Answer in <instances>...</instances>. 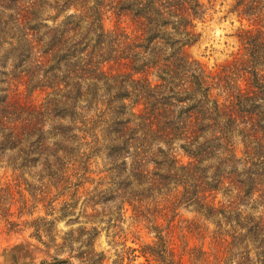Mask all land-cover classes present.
I'll return each mask as SVG.
<instances>
[{"label":"clouds","instance_id":"obj_1","mask_svg":"<svg viewBox=\"0 0 264 264\" xmlns=\"http://www.w3.org/2000/svg\"><path fill=\"white\" fill-rule=\"evenodd\" d=\"M192 2L198 8L190 25L185 27L180 16L170 15L169 23L156 29L166 34L168 43L157 46L153 42L155 52L152 47L147 52L135 49L140 56L138 65L154 63L157 58L178 61L181 52L188 50V55L177 64V75L157 66L144 78L147 92L157 102L162 103L164 97L171 100L168 120L181 130L172 136H162L149 130L138 109L133 111L138 100L146 98L144 88L131 79L89 72L85 67L87 54L76 48H72L68 57L71 64L61 60L47 75L38 49L17 67L19 61L13 53L22 44L40 37L48 41L54 30L62 29L68 17L80 22L75 32L68 33L70 48L76 42H80V47L94 42L102 31L110 34V39L115 37L114 8L106 4L101 10V29L88 19L89 9L98 7L97 0H74L67 8L63 7L65 0H0V58H4L0 62V97L8 95L10 78L29 70V65L31 79L27 83L16 82L12 90L15 97L23 98L26 87L38 91L53 86L52 91L40 98L39 112L12 109L5 112L7 105L0 104V190L6 193L9 185L19 182V190L29 206L36 204L32 214L25 213L17 219L19 197L6 195L0 200V264H13L14 255L19 264L42 261L53 264L54 260H67L69 264H97L102 260V264H114L123 256L125 245H170L172 237L157 213H162L169 202L190 186L195 190L201 181L218 183L220 174L229 179L216 192L215 211L210 217L206 210H197L199 205L194 197L184 196L178 208L183 218L179 224L181 239L188 225L196 222L204 231L196 243L204 251L214 252L219 243L230 246L228 264H264V232L240 242L241 237L247 236L248 218L254 221L264 218V188L252 191L248 198H243L241 190L258 184L257 169L264 167V141L253 140L250 122L238 120L228 124L217 111L215 103H225L229 92L216 88L214 102L206 99L208 94L202 89L192 87L204 71L227 67L234 72L232 90H241L243 74L231 66L240 62L244 54L239 37L264 27V0ZM61 81L64 86L55 87ZM190 94L193 99L177 103V96ZM110 101L114 106H125V113L118 116L109 107ZM197 101L200 102L197 108L205 107L206 116L198 125L200 134L192 136L184 130L185 118L180 113ZM257 103L264 105V100L258 99ZM117 120L130 121L128 127L134 130V139L110 156V145L123 144L114 128L110 136L107 131ZM61 129H67V135ZM225 143L230 151L220 146ZM41 144L47 148L43 154L39 150ZM196 154L203 157L199 163L193 159ZM252 160L257 161V169H253ZM229 174L238 176L243 183H232ZM77 182L84 185L78 195L79 204L74 215L61 219L62 203L68 200ZM28 186L31 188L26 190ZM65 189L67 194L61 197L59 194ZM44 196L55 198L52 208L46 209L39 203ZM77 217L78 222L69 223ZM8 220H16L19 227L9 232ZM41 220L53 222L50 234L43 225L32 223ZM134 239L136 244H132ZM19 245L34 258L14 251Z\"/></svg>","mask_w":264,"mask_h":264},{"label":"trees","instance_id":"obj_2","mask_svg":"<svg viewBox=\"0 0 264 264\" xmlns=\"http://www.w3.org/2000/svg\"><path fill=\"white\" fill-rule=\"evenodd\" d=\"M73 3L74 0H65L63 7L67 8L72 6ZM106 4L115 9L113 12V18L115 19L113 25L116 33L115 37L110 39V34L102 31L101 35L94 42L90 41L89 44L83 47H80V42H76L70 48L68 47V33L75 32L80 27V22L73 20L72 17H68L63 22L62 29L54 30L51 34V39L48 41H44L43 37H40L34 42L22 44L19 50L13 53L19 61L17 67L23 64L25 60L34 56L38 49L39 59L42 61V66L46 69L45 74L47 75V72L55 69L56 63L61 60H66L68 64H71L72 61L68 57L72 53V48H76L79 52L87 54V64L85 67L89 72L104 77L119 76L125 79H131L140 87L144 88L147 93L146 98L138 100L137 108L133 109V111L135 112L138 109L146 118L151 132L159 133L162 136L176 134L181 130L176 128L168 120V114L172 109L171 100L168 97H164L162 103L157 102L153 98L152 93L147 92L143 82L145 76L157 68V66L163 68L165 72L171 75H177V64L183 60L185 55H188L187 48L181 52L178 61L157 58L154 63L145 62L144 65L137 64L140 56L139 53L135 52V49L143 48L147 52L148 48L152 47L153 52H155L156 47H153V42L157 46L161 43H168L166 34L156 29L161 25L166 26L169 23L168 17L170 15L180 16L181 22L187 27V25L191 24V17L197 14L198 5L194 4L192 0H97L98 7L94 6L89 9L88 13V19L93 26L103 29L101 10ZM125 19L128 22V26L126 27L123 26L122 22ZM97 21H100L99 25H97ZM120 37L124 39L120 41ZM239 38L244 54L240 62H234L231 68L243 74L241 90H232L231 77L234 72L230 71L227 67H219L214 72L204 71L197 78L198 83L192 85V87L202 89L208 94L206 99L214 102L216 101V96L214 95L216 88H223L225 92H229L230 96L225 100V103H215L217 111L224 116L228 124H235L238 120L241 122H250L252 125L251 136L253 140L264 141V105L257 103L258 99L264 100V27L254 28ZM3 60L4 58H0V62ZM78 63L79 61H77ZM40 66L38 65V67ZM31 76V66L29 65V70L22 71L10 78L8 95L0 97V104L7 105L3 109L5 112L10 109L28 110L32 112H39L41 110L40 98L45 93L52 91L53 86L50 85L38 91L26 87L24 89L26 95L23 98H17L12 94V90L15 88L17 81L23 80L27 83L31 79ZM61 86H64V81L55 85V87ZM123 95L126 96L127 93ZM119 96L120 94H118L117 98ZM193 98L194 95L190 94L188 97L177 96L176 100L177 103H184L185 99ZM199 103L197 101L195 104L189 105L187 109H181L180 113L185 118L184 130L192 136H198L200 134L201 127L198 125H200L202 118L206 116L204 106L197 108V104ZM109 107L118 116L123 115L126 111L125 106H114L111 101L109 102ZM50 110L55 111V109ZM129 123L130 121L117 120L115 121V125H110L107 129L110 136L114 128L119 134L117 139L123 140V144L114 142L110 145V156L119 153L129 140L134 139V130L128 127ZM61 131L67 135V129H61ZM220 146L230 151L227 143ZM39 150L43 154L47 150L46 145L41 144ZM201 150L206 151L203 146H201ZM188 151L191 152V149H188ZM207 154L211 155V153ZM202 158L200 154L193 156V159L197 163L201 162ZM251 163L253 169H257V161L252 160ZM257 170L260 174L258 184L253 183L250 186L242 187L243 198H248L254 190L260 191L264 188V167L258 168ZM137 171L139 174H142L139 169ZM249 171L252 172V169H249ZM217 172H220L219 166L217 167ZM229 177L232 183H243L239 181L238 176L229 174ZM228 179V177L220 174V179L216 184H206L201 181L197 184L195 190L191 186L186 188L185 193L169 202L162 213H157L158 218L164 220V223L167 225L166 229L169 230L176 216L175 209L183 202L185 195L194 197V202L199 205L197 210H206L210 217L215 211L212 199L215 198L216 192L228 182ZM82 186L83 184L77 182L74 196ZM186 206L188 207L189 205ZM248 220L249 237L257 238L261 232H264V218L260 221H254V218L249 217ZM240 242L243 243V240H240ZM232 244H235V240L232 241ZM217 245L221 247L225 246L219 243ZM224 249L229 252L230 246H225ZM129 250L133 253L135 252V249ZM139 251L142 257L152 259L156 264H181V258L176 259L175 251L170 245L163 243L159 247L144 245L140 247ZM80 255L83 256V253ZM62 264L67 263L64 261ZM97 264H102V260L97 262Z\"/></svg>","mask_w":264,"mask_h":264},{"label":"rangeland","instance_id":"obj_3","mask_svg":"<svg viewBox=\"0 0 264 264\" xmlns=\"http://www.w3.org/2000/svg\"><path fill=\"white\" fill-rule=\"evenodd\" d=\"M123 26H128V22L126 19L123 21ZM115 23V19L113 18V25ZM199 39V37H198ZM197 39V40H198ZM207 51V49H205ZM188 52V50H187ZM219 67H217V70ZM207 72H214V71H207ZM26 183V182H25ZM21 185L19 182H17L15 185H9L6 193L4 190H0V200H3L6 198V195H15L16 197H19V203L20 207L17 208L15 215L17 216V219L19 217H22L27 214H32L36 204H32L29 206L28 200L24 197L23 192H21L20 189ZM31 186H28L29 190ZM74 190L71 191L70 195H68V200L64 201L62 203V207L60 208V213H61V219L66 218L68 216L74 215L75 208L79 204V199L78 195L80 193V190L84 188V185L82 188L79 189L78 193L74 196V191L76 190L75 185L73 186ZM67 189H65L64 192H61L59 195L63 197L64 195L67 194ZM33 199L35 200L36 197L33 195ZM55 199V198H53ZM53 199H49L47 196L41 197L39 199V203L43 204L45 208H52L53 206ZM213 202L215 198L212 199ZM68 201H71L69 203ZM85 205H88V201H85ZM187 207V206H186ZM178 207L175 209V218L174 222L171 223V226L168 231L169 235L172 237V242L170 244V247H172L175 251L176 254V259L181 258V264H228V255L229 252L224 249L225 246L221 247L219 245H215V251L214 252H206L199 246H197V241L199 238H201L204 234V231L202 228L199 227V225L196 222L190 223L187 227V229L184 231V236L183 239H181V234H180V228L179 224L181 220L183 219L179 212H178ZM48 215H51V213H46ZM9 213L7 210H5V216H8ZM79 217L75 221L70 220L69 223H74L78 222ZM33 224H41L44 226L45 230L51 233V229L53 227V222H44L43 220L37 222L33 221ZM165 227H167L166 223H164ZM191 225V226H190ZM249 229V220L248 223L245 225ZM19 227V224L17 223L16 220H8V231L12 232L13 230L17 229ZM39 231V229H38ZM249 231V230H248ZM249 237V232L247 233V236L241 237L240 240L247 239ZM37 239H40V237L37 235ZM138 239V238H137ZM132 244H136V240L134 239L132 241ZM145 245H150V244H145ZM144 246V245H143ZM140 247L142 246H130V245H125V252L123 256L119 257L118 262H114V264H156L152 259H146L141 256L140 254ZM129 249H135V252L133 253ZM14 251L18 253H22L24 257H33V254L31 252H28L25 250L23 245L17 246ZM34 258V257H33ZM13 264H19V260L17 256L12 257ZM65 263L69 264L67 260H64ZM60 260H54L53 264H62ZM178 261V260H177ZM41 264H47V261H42Z\"/></svg>","mask_w":264,"mask_h":264}]
</instances>
